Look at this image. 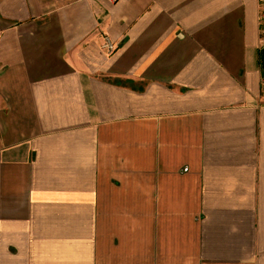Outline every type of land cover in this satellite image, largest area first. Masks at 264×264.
Wrapping results in <instances>:
<instances>
[{"label": "crops", "instance_id": "crops-1", "mask_svg": "<svg viewBox=\"0 0 264 264\" xmlns=\"http://www.w3.org/2000/svg\"><path fill=\"white\" fill-rule=\"evenodd\" d=\"M263 11L0 0V264H264Z\"/></svg>", "mask_w": 264, "mask_h": 264}, {"label": "built area", "instance_id": "built-area-1", "mask_svg": "<svg viewBox=\"0 0 264 264\" xmlns=\"http://www.w3.org/2000/svg\"><path fill=\"white\" fill-rule=\"evenodd\" d=\"M112 1H116V0H112ZM262 15H263L262 23H263V28H264V11ZM103 48H105L109 53H113L115 51L116 49L115 43L110 39L109 36H105Z\"/></svg>", "mask_w": 264, "mask_h": 264}, {"label": "water", "instance_id": "water-1", "mask_svg": "<svg viewBox=\"0 0 264 264\" xmlns=\"http://www.w3.org/2000/svg\"><path fill=\"white\" fill-rule=\"evenodd\" d=\"M261 62H262V70L264 73V47L262 48V52H261Z\"/></svg>", "mask_w": 264, "mask_h": 264}]
</instances>
